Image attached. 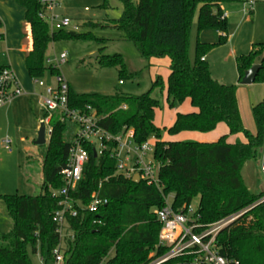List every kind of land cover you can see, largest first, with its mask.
Listing matches in <instances>:
<instances>
[{
    "label": "trees",
    "instance_id": "obj_1",
    "mask_svg": "<svg viewBox=\"0 0 264 264\" xmlns=\"http://www.w3.org/2000/svg\"><path fill=\"white\" fill-rule=\"evenodd\" d=\"M14 1L23 7L24 20L30 28L31 50L24 60L28 76L41 78L45 71L58 75L56 67L45 66V51L50 43L77 35H70L65 29L50 31L39 18V0ZM118 1L121 14L109 19V24L120 30L142 57L168 55L167 104L174 107L187 100L192 107L189 112L175 113L168 132H207L223 122L228 134L241 133L244 140L226 142V135L216 141L160 140L158 128L153 124L158 101L151 96V90L136 96L121 91L111 95L75 94L68 86V105L77 109L91 106L97 125L106 132L116 135L131 130L136 144L154 135L152 158L158 170L156 184L133 182L116 172L117 158L111 151L114 142H106L107 149L95 157L93 145L83 143L87 161L75 188L67 194L77 214L67 217L72 237L65 241L62 264H147L162 256L166 249L158 245L160 223L153 211L165 205L168 195L175 211L194 205L200 225L239 213L218 232V252L237 264H264V191L250 193L241 177L244 163L257 159L264 138V102L251 108L256 126V135H252L241 123L236 86L213 78L204 59L207 50L227 41L226 18L222 17L220 6L243 0ZM100 7L108 9L109 0H102ZM194 15L197 31L215 28L220 35L215 43L197 41L190 62L187 36ZM259 55L263 60L255 80L264 81V41L253 44L246 55L235 58L238 81ZM97 58L100 66L116 68L120 80L135 74L126 70L119 54H99ZM4 67L0 65V70ZM159 85L156 76L152 87ZM51 127L42 155L39 193L0 195L12 224L8 233L0 235V264H32L26 248L30 245L35 252L36 244L45 250V259H54L52 251L59 238L52 214L59 208L61 197L53 191L63 185L60 171L67 163L72 138L64 139L67 121L53 117ZM92 195L105 199L106 203L89 211L87 205ZM150 252H154L151 258ZM161 264H192V261L190 255H182Z\"/></svg>",
    "mask_w": 264,
    "mask_h": 264
},
{
    "label": "rangeland",
    "instance_id": "obj_2",
    "mask_svg": "<svg viewBox=\"0 0 264 264\" xmlns=\"http://www.w3.org/2000/svg\"><path fill=\"white\" fill-rule=\"evenodd\" d=\"M56 2L55 13L59 17L70 19V25L65 30L77 36L54 41L47 49L44 60L48 58L52 61V66L57 68V76L66 82L75 94L111 95L115 91H121L125 95L136 96L151 90V96L158 101V107L153 112V124L158 128L160 140L216 141L223 135H226V142L230 143L236 139L244 140L241 133L228 134V128L223 122L207 132L169 133L167 129L173 124L175 113L183 112L190 106L187 100L176 103L174 107L167 104V77L170 64L168 55L142 57L133 43L126 40L120 30L109 24V19L118 18L121 14V4L118 0H109L108 9L100 7L102 0H56ZM222 6L226 18L227 41L207 50L204 58L213 78L223 84L236 86V100L242 126L252 135H256L251 108L259 102H264V81L255 80L250 84H240L237 79L235 58L246 55L253 44L264 41V0H257L250 13L247 10L248 6L242 1L227 2ZM219 33L215 28L197 31L194 15L187 36L189 61L194 58L197 41L215 43L218 41ZM63 53L64 61L60 62V55ZM99 54H119L126 70L135 74L131 78L120 80L116 68L102 67L98 64ZM45 66H48V63L45 62ZM57 76L45 71L40 79L44 86H55ZM156 76H159L160 85L152 87ZM32 87L34 91H42V88L36 85ZM23 95L12 97L0 105V195H36L42 184V182L40 185L36 184L39 181L36 175H33L34 180H30L25 174L28 171V157L35 158L46 151V142L41 146L33 143L43 117L42 108L38 103L32 105L28 101L23 102L22 106L20 99ZM34 117L37 128L28 132L27 127ZM76 130L75 124L67 122L64 139L70 140ZM21 138L23 140H20ZM5 139L12 143L11 152L4 149L2 142ZM92 141L97 145L95 139ZM147 141L154 145L155 136H149ZM263 142L264 138L260 148ZM258 159L259 154L256 160L246 161L241 169L243 183L250 193L264 191V177L259 173ZM151 160L152 153H147L143 161L148 163ZM131 163L132 161L127 165ZM165 199L170 202L171 195ZM11 226L4 204L0 201V235L8 233ZM67 234L72 233L69 230L62 238V254L66 249V239L72 237ZM35 248V252L30 245L26 248L32 264H55L53 259L43 257L45 250H41L38 244ZM153 255L154 252H150L149 258ZM150 262L151 260L148 263Z\"/></svg>",
    "mask_w": 264,
    "mask_h": 264
},
{
    "label": "built area",
    "instance_id": "obj_3",
    "mask_svg": "<svg viewBox=\"0 0 264 264\" xmlns=\"http://www.w3.org/2000/svg\"><path fill=\"white\" fill-rule=\"evenodd\" d=\"M256 1L243 0L242 2L248 6L249 9L247 10L250 12ZM39 2L41 5L39 18L48 25L50 31L62 30L70 25V19L63 16L59 17L55 13L56 0H39ZM222 17H225L223 11ZM64 57V53L60 55V62L64 61ZM45 62L52 66L50 59ZM31 80L34 85L42 88L40 99L44 114L41 123L44 125L45 142L47 143L52 131L51 119L53 117H57L61 121L71 122L77 127L68 150L67 163L60 171L63 185L58 190L53 191L54 195L61 198L58 202L59 208L52 214V221L56 226L55 232L59 238L52 254L54 263L62 264V238L69 231L67 217H74L77 214V210L73 207V201L67 197V194L75 188L80 179L82 167L87 161V151L83 147V143L92 144L97 155L107 149L106 142H114L115 147L111 151L117 158L116 172L122 173L127 178H132L137 174L139 180H143L147 185L157 183L158 165L153 158L148 163L143 161L147 153L153 152V145H150L147 140L141 144L134 143L131 130L116 135L106 132L97 125L95 110L89 105L82 109L70 107L67 99L68 84L60 77L57 76L55 86H44L40 78ZM23 93L24 91L19 86L13 71L6 66L2 68L0 70V105ZM121 108L124 109L125 105H122ZM92 139L97 141V145L93 144ZM3 145L6 150H11L10 140H3ZM130 161H132L131 165H127ZM258 167L259 173L264 177V142L259 150ZM105 203V199L92 195L87 208L89 211H94L99 205ZM153 212L160 223L158 245L164 247L166 251L162 256L152 259L148 264H161L182 255H190L192 264H237V261L229 260L219 254L216 236L239 213L226 216L215 223L204 226L197 223L198 215L192 205L175 211L172 209L170 202L165 199V205ZM67 235L70 237L72 234Z\"/></svg>",
    "mask_w": 264,
    "mask_h": 264
},
{
    "label": "crops",
    "instance_id": "obj_4",
    "mask_svg": "<svg viewBox=\"0 0 264 264\" xmlns=\"http://www.w3.org/2000/svg\"><path fill=\"white\" fill-rule=\"evenodd\" d=\"M220 7L223 8L222 5ZM0 20L2 23L0 28V55L2 57L0 58V65L9 67L13 71L19 86L24 91V95L20 99V101H22V106L23 102L26 103V101L32 105L38 103L39 106H41L40 95L42 91L33 90L32 85L34 84L25 68L24 60L27 53L31 50V36L29 25L24 20L23 7L18 5L14 0H0ZM52 43L48 45L47 49ZM24 96H27V98ZM191 110L192 107L190 106L183 112H189ZM43 114L44 111L42 109V115ZM27 128L28 132H32L37 128L36 117L32 119ZM20 140H23V138ZM6 151L11 152V150ZM41 156L42 154H39L35 158L28 157V171L25 173L30 180H34L33 175H36L39 178V181L36 183L37 185H40L42 182Z\"/></svg>",
    "mask_w": 264,
    "mask_h": 264
},
{
    "label": "water",
    "instance_id": "obj_5",
    "mask_svg": "<svg viewBox=\"0 0 264 264\" xmlns=\"http://www.w3.org/2000/svg\"><path fill=\"white\" fill-rule=\"evenodd\" d=\"M70 35H73V32H69ZM96 56V55H94ZM263 60V56L259 55L257 57H255L252 61V64L243 72V75L241 77V79L239 80L240 84H250L252 82H254L257 72L259 71L260 67H261V63ZM45 143V139H44V125L42 123H40L37 131H36V137L34 140V144L36 146H41ZM93 156H96L95 151L93 150ZM132 181L133 182H138L139 178L138 175L135 174L132 177Z\"/></svg>",
    "mask_w": 264,
    "mask_h": 264
}]
</instances>
